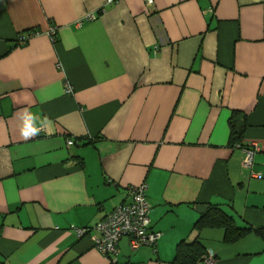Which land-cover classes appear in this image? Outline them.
<instances>
[{"label":"crops","instance_id":"0c3cea01","mask_svg":"<svg viewBox=\"0 0 264 264\" xmlns=\"http://www.w3.org/2000/svg\"><path fill=\"white\" fill-rule=\"evenodd\" d=\"M27 115L41 129L30 139ZM235 116L241 143L259 146L250 168L229 144ZM140 183L160 232L153 246L122 237L105 255L77 234ZM209 206L250 231L227 241L222 226L196 227ZM256 230L264 0H0V264H177L180 241L211 250V264H264Z\"/></svg>","mask_w":264,"mask_h":264},{"label":"built area","instance_id":"2783aa9c","mask_svg":"<svg viewBox=\"0 0 264 264\" xmlns=\"http://www.w3.org/2000/svg\"><path fill=\"white\" fill-rule=\"evenodd\" d=\"M105 1L110 4L116 0ZM144 2L150 6L153 4V0H144ZM102 11L103 9L100 8L96 12L88 13L76 22L77 24H82L84 21H91ZM56 30L57 26L52 24L46 32L51 42L56 41ZM37 33L38 31L36 30H29V32L17 35L16 40L18 43H23ZM63 90L66 94L73 93V87L67 80L64 82ZM66 144L71 146L75 144V141L72 138H67ZM234 147L241 149L243 152V167L250 168L253 164L254 154L259 151L257 143H235ZM257 177L260 178V176ZM146 189L147 187L145 183L128 186V201L115 207L104 219L97 221L91 227L75 228L77 234L79 236L88 235L92 246L105 255L116 253L117 242L122 236L128 237L127 239L131 249H136L140 246H153L156 243L160 232L150 227L151 218L149 214L151 206L147 200ZM206 252L203 262L204 264H211L214 254L211 250Z\"/></svg>","mask_w":264,"mask_h":264},{"label":"trees","instance_id":"16d2710c","mask_svg":"<svg viewBox=\"0 0 264 264\" xmlns=\"http://www.w3.org/2000/svg\"><path fill=\"white\" fill-rule=\"evenodd\" d=\"M24 32H29V30L23 31L19 34H22ZM15 44L17 45L20 43H18L17 40H15ZM232 117L234 118V116ZM245 125H246L245 121L239 120L238 118H236V116H235V120L234 119L230 120L229 144L234 145L235 143H241L242 141L241 138L243 135V129ZM80 161L82 162L81 159ZM113 209L110 212H112ZM106 215L107 214L104 215V218L106 217ZM206 225L222 226L224 228V239L227 241L231 239H238L242 237V235H244L246 232L250 231L251 229L250 227H245L242 229L236 228L234 224L231 222V219L228 218V216H226V214H224L216 206H209L206 209V211L203 212L197 218L196 223H195L196 227L202 228ZM255 233L259 234L261 237H264V230H256ZM122 237H126V236H122ZM116 248H117V245H116ZM206 251L207 250L197 241L188 242V243L185 241H180L176 245L173 261L177 264H196L198 262L203 261L204 255H206L207 253Z\"/></svg>","mask_w":264,"mask_h":264},{"label":"clouds","instance_id":"9594fccd","mask_svg":"<svg viewBox=\"0 0 264 264\" xmlns=\"http://www.w3.org/2000/svg\"><path fill=\"white\" fill-rule=\"evenodd\" d=\"M46 119V118H45ZM40 128L36 126V117L27 115L21 128V135L24 139H30L39 134ZM235 145V144H234Z\"/></svg>","mask_w":264,"mask_h":264}]
</instances>
